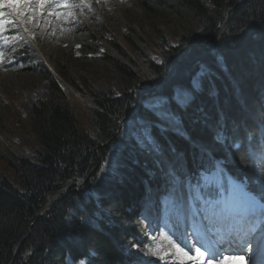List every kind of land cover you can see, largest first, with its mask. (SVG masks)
<instances>
[{
	"label": "trees",
	"instance_id": "16d2710c",
	"mask_svg": "<svg viewBox=\"0 0 264 264\" xmlns=\"http://www.w3.org/2000/svg\"><path fill=\"white\" fill-rule=\"evenodd\" d=\"M134 1L125 30L101 25L81 42L82 52L122 85L120 96L95 89L67 64L53 72L33 43L15 53L40 65L38 78L49 92L28 119L0 101V125L8 131L0 130V264H70L67 258L124 264L119 223L131 224L133 215L125 198L139 196L152 180L165 185L169 174L157 171L164 159L182 164L186 174L210 173L214 161H223L227 172L264 196V165L250 156L264 151V0ZM143 79L147 87H139ZM125 84L137 89L128 92ZM178 85L193 92L183 107L174 101ZM150 91L166 104L142 106L137 98ZM71 93L84 94L77 105L87 117L68 100ZM216 124L230 139L231 162L206 143ZM114 146L124 191L95 199L83 184ZM219 194L216 185L213 197Z\"/></svg>",
	"mask_w": 264,
	"mask_h": 264
},
{
	"label": "rangeland",
	"instance_id": "374dc122",
	"mask_svg": "<svg viewBox=\"0 0 264 264\" xmlns=\"http://www.w3.org/2000/svg\"><path fill=\"white\" fill-rule=\"evenodd\" d=\"M8 2H12V0H8ZM68 2L80 6L65 8L62 6L64 0H50L48 6L39 9V16L34 17L22 25L20 24L21 27L16 23H12L11 17L14 14H11V9L0 8V12L4 13L0 17V42H4L8 37L7 31L13 33L12 41L8 40V42H4L0 46V101H3L5 105L9 102L11 103L10 105L14 104L16 111L24 119L29 118L33 107L38 105L41 100H44L49 92V84L47 81H40L38 78L39 74H37V71H39L40 65H37L38 63L33 64L29 60H17L14 56L29 41L34 42L39 50L38 54L41 59L47 63L53 72L59 73L60 69H63L64 65L67 64L73 71L84 75L95 89L104 91L108 95L120 96L122 94V85L113 75L106 73L103 67L96 63L94 55L91 53L84 54L82 52L81 42L86 39L88 30L91 28H98L101 25H105L108 29H111L110 27L114 23H117L116 25L121 27L123 20L125 21L129 12L137 7L135 1L84 0L82 3L81 0H68ZM122 27L124 28L123 25ZM102 30L106 37L110 39V31L105 30L104 26ZM70 55L74 58L73 62H70L68 59ZM153 58H156V56L154 55ZM199 82L200 78L196 77L193 80V85L199 87ZM147 86L148 82L144 79L139 84V87ZM125 87L128 92L137 89L132 84H125ZM154 92L150 91L144 95H140L137 98L138 102L141 101L142 106L148 109L166 104V98ZM72 95L68 100L76 106L78 113L87 117V112L80 108L82 105H77L80 101L85 100L84 94L76 93V95ZM192 96L191 90L184 85H178L174 90V101L180 103V105L185 106ZM0 130L3 134L8 133L2 125H0ZM128 137V133H126L125 138ZM14 139L15 141H19L17 137H14ZM220 143L221 136L215 134L212 138V146L218 147ZM221 150V154L223 153V156L228 158V152L224 148H221ZM28 151L31 152L29 148ZM118 156L119 148L114 146L107 160L104 163H100L99 167L97 169L95 168L89 174L85 186L91 189L95 199L108 194L113 188L117 179L116 176L119 175ZM161 166L163 167V173L169 174L165 161L161 163ZM215 167L213 171L208 173V176L203 178L204 182L213 179L215 184L220 187L221 194L222 189L228 190V187L232 190L231 194H233V187L236 181L230 179L231 187L229 183L222 181L223 172H220L219 164H216ZM193 189L194 198L200 201L201 191L199 186L195 184ZM238 190L239 188L236 191ZM110 195H112L111 199H115L114 194ZM252 200H245L247 206L251 207L250 203ZM142 202H146L144 197ZM212 203L216 204V202ZM262 205L264 208V202ZM148 206H151V204H148ZM169 221L168 224L161 222V225H158L155 230L153 223L148 225L140 216H134L131 219V224L121 221L119 226L126 233L123 234L124 237L119 239V242L124 247L125 252H132L134 255H137V257L143 260L144 264H152L151 261L153 260H159L160 264H196L194 259L189 258L196 255L195 249L193 247L187 248L184 242L177 240V238L183 240V237L176 236L178 234L174 231L175 226L173 225V221L171 219ZM133 230L136 232L140 231L141 236L138 237L139 239L134 238L132 234ZM259 232L264 233V221L260 223V229L257 233ZM177 247L187 252L188 256H184L178 252L176 250ZM222 257L224 255L216 254L214 258H211L209 255L206 259L211 258L213 259V263L216 264V260ZM67 261L70 264H88V259L85 258L80 260L67 258ZM133 262L129 264H133ZM226 263L227 261H225Z\"/></svg>",
	"mask_w": 264,
	"mask_h": 264
},
{
	"label": "snow or ice",
	"instance_id": "6c2138e0",
	"mask_svg": "<svg viewBox=\"0 0 264 264\" xmlns=\"http://www.w3.org/2000/svg\"><path fill=\"white\" fill-rule=\"evenodd\" d=\"M83 3L84 0H81ZM50 3V0H12V2H8V0H0V8H7L11 9L12 13L14 14V18L12 20V23H19L24 24L31 19H33L36 16L40 15L39 9H43L46 6H48ZM65 8H73V7H79L80 5L71 4L68 2V0H64V3L62 5ZM4 15L3 12H0V17ZM27 30V29H25ZM178 252L183 254L184 256H188L187 252H184L182 248L177 247L176 249ZM196 255L194 257H189L190 259H194L196 264H213V259L206 257L209 256L208 253L201 251L200 248L195 249ZM243 259V257H236ZM228 259V257H223L221 259L216 260V264H225V261Z\"/></svg>",
	"mask_w": 264,
	"mask_h": 264
},
{
	"label": "bare ground",
	"instance_id": "6f19581e",
	"mask_svg": "<svg viewBox=\"0 0 264 264\" xmlns=\"http://www.w3.org/2000/svg\"><path fill=\"white\" fill-rule=\"evenodd\" d=\"M161 186L164 185V184H160ZM219 187V186H218ZM161 189H164V187H162ZM239 194L238 196H249L251 197V195H248L244 190L243 188L241 187V189L238 190ZM221 193V192H220ZM222 196V194H219L216 198L220 199ZM221 223L222 224H225V227L233 233L234 236H238L240 235L241 233V220H236L234 219V217L232 215H228V214H224V215H221ZM258 241L255 243V248L260 249L264 246V237L261 239V244H258ZM221 255V254H219ZM215 256V255H214ZM218 257V256H217ZM216 257V258H217ZM214 258V257H213ZM223 258V257H222ZM229 259V260H228ZM228 259L226 260L227 263H230V264H249V261H246V259H240V258H236V256H233V257H228ZM226 263V264H227ZM215 264V263H213Z\"/></svg>",
	"mask_w": 264,
	"mask_h": 264
},
{
	"label": "water",
	"instance_id": "95a60500",
	"mask_svg": "<svg viewBox=\"0 0 264 264\" xmlns=\"http://www.w3.org/2000/svg\"><path fill=\"white\" fill-rule=\"evenodd\" d=\"M170 77H171V73H169V75H168V78H170ZM50 205H51V204H49L47 208H49Z\"/></svg>",
	"mask_w": 264,
	"mask_h": 264
}]
</instances>
